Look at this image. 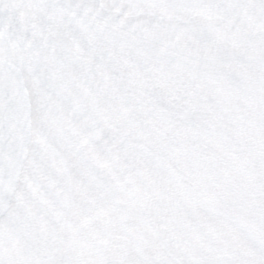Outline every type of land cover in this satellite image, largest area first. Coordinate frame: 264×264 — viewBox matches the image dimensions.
Instances as JSON below:
<instances>
[{
  "label": "flooded vegetation",
  "instance_id": "af4514ba",
  "mask_svg": "<svg viewBox=\"0 0 264 264\" xmlns=\"http://www.w3.org/2000/svg\"><path fill=\"white\" fill-rule=\"evenodd\" d=\"M80 5L103 7L96 0H0V45L37 61L35 69L49 75L57 93L90 124L88 136L81 142L66 139V144L71 142L91 173L120 183L109 164L93 160L87 152L95 145L101 126L106 127L126 147L150 158L193 210L225 220L264 255V102L240 89L220 100L202 85L182 84L181 78L178 85L175 70L168 65V71L159 69V63L154 64V70V65H145L143 55L135 51L120 50V58L91 30L76 23L68 8ZM76 91L83 95L77 98L81 101L74 97ZM30 104L31 140L34 122ZM58 128L65 133L61 122ZM36 163L31 178L14 193L23 197L19 202L13 199L7 212H14L15 240L22 244L20 248L29 258L44 253V260L51 248L47 243L70 227L63 221L56 230L48 218L62 210L55 202L56 190L58 185L66 188L68 173L53 147L45 149ZM124 189L128 207L120 209V225L139 237L133 243L177 264H194L183 258L175 236L165 235L158 215L137 193ZM116 219L105 215L104 222L110 225ZM90 220L96 223L95 218ZM128 242L121 235L120 243L127 244L123 252V245L106 243L110 244L105 250L109 260L118 262L125 257L131 251ZM213 255L235 264L225 253L199 256ZM256 262L264 263V258Z\"/></svg>",
  "mask_w": 264,
  "mask_h": 264
},
{
  "label": "rangeland",
  "instance_id": "374dc122",
  "mask_svg": "<svg viewBox=\"0 0 264 264\" xmlns=\"http://www.w3.org/2000/svg\"><path fill=\"white\" fill-rule=\"evenodd\" d=\"M96 1L103 7L80 5L68 9L74 13L76 23L91 30L102 45L107 44L119 57L120 50L135 51L143 55L145 65L159 63L162 66L158 68L167 71L168 65L176 71L178 85L179 81L202 85L220 100L227 98L226 93L240 89L264 102V0ZM0 54L22 67L33 107V135L18 186L31 178L39 155L55 148L66 164L68 184L66 188L57 186L55 202L62 210L48 218L56 230L63 221L70 224L53 243H47L51 248L43 260L44 253L29 258L15 240L14 212L3 215L0 264H177L156 251L140 248L133 243L139 239L133 236L136 233L121 228L119 212L128 207L124 186L158 215L160 226L166 230L163 232L175 236L184 259L194 262L201 254L225 253L235 264H264L256 262L259 258L263 261L264 255L247 243L242 233L217 216L193 210L177 188L172 190L150 158L126 147L104 126L87 152L93 160L109 164L121 182L91 173L70 142H81L88 136L87 119L76 115L65 96L50 84L49 75L35 69L37 61L1 45ZM152 69H156L155 65ZM74 97L79 100L83 95L76 91ZM59 122L65 133L58 128ZM66 139L70 140L68 145ZM22 197L16 193L13 199L19 202ZM105 215L117 217L116 222L112 219L110 225L106 224ZM91 218L96 223L92 224ZM107 233L113 237H106ZM121 235L129 239L131 251L118 262L111 261L105 251L110 244L106 243H112V247L123 245L122 252L125 251L127 244L120 243Z\"/></svg>",
  "mask_w": 264,
  "mask_h": 264
},
{
  "label": "water",
  "instance_id": "95a60500",
  "mask_svg": "<svg viewBox=\"0 0 264 264\" xmlns=\"http://www.w3.org/2000/svg\"><path fill=\"white\" fill-rule=\"evenodd\" d=\"M29 136L30 104L21 71L0 58V216L15 190ZM211 260L200 258L196 264Z\"/></svg>",
  "mask_w": 264,
  "mask_h": 264
}]
</instances>
